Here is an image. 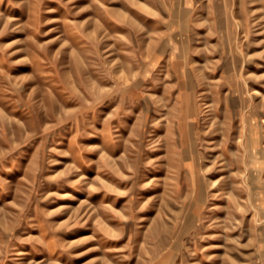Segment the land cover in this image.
I'll list each match as a JSON object with an SVG mask.
<instances>
[{"label": "rangeland", "instance_id": "rangeland-1", "mask_svg": "<svg viewBox=\"0 0 264 264\" xmlns=\"http://www.w3.org/2000/svg\"><path fill=\"white\" fill-rule=\"evenodd\" d=\"M0 264H264V0H0Z\"/></svg>", "mask_w": 264, "mask_h": 264}, {"label": "bare ground", "instance_id": "bare-ground-1", "mask_svg": "<svg viewBox=\"0 0 264 264\" xmlns=\"http://www.w3.org/2000/svg\"><path fill=\"white\" fill-rule=\"evenodd\" d=\"M249 142H250V140H249Z\"/></svg>", "mask_w": 264, "mask_h": 264}]
</instances>
